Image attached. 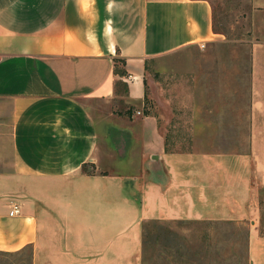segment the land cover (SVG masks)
Segmentation results:
<instances>
[{
	"label": "crops",
	"instance_id": "crops-1",
	"mask_svg": "<svg viewBox=\"0 0 264 264\" xmlns=\"http://www.w3.org/2000/svg\"><path fill=\"white\" fill-rule=\"evenodd\" d=\"M223 41L212 0H0V250L142 264L154 223L252 227L263 49ZM150 61L188 97L149 111Z\"/></svg>",
	"mask_w": 264,
	"mask_h": 264
},
{
	"label": "rangeland",
	"instance_id": "rangeland-1",
	"mask_svg": "<svg viewBox=\"0 0 264 264\" xmlns=\"http://www.w3.org/2000/svg\"><path fill=\"white\" fill-rule=\"evenodd\" d=\"M212 1L215 28L224 36V41L214 46L243 53L231 57L239 65L249 63L251 48L263 49L259 58L261 79L264 80V0ZM166 63H149V86L154 88L153 97L157 95L158 98L156 107L154 98H148L147 106L151 112L165 102L164 96L169 100L182 91L184 97H188L191 78L187 74L163 71ZM180 81L182 84L178 83ZM261 139L259 149L264 160V135ZM253 180V201L257 208L253 210L252 227L250 221L218 225L184 222L164 226L154 223L151 227H144L142 264H264V181L256 175ZM0 264H35L34 250L32 247L17 252L0 250Z\"/></svg>",
	"mask_w": 264,
	"mask_h": 264
},
{
	"label": "built area",
	"instance_id": "built-area-1",
	"mask_svg": "<svg viewBox=\"0 0 264 264\" xmlns=\"http://www.w3.org/2000/svg\"><path fill=\"white\" fill-rule=\"evenodd\" d=\"M19 211H20L19 206L18 205H14L12 210L10 211V214L14 215V214L18 213Z\"/></svg>",
	"mask_w": 264,
	"mask_h": 264
},
{
	"label": "trees",
	"instance_id": "trees-1",
	"mask_svg": "<svg viewBox=\"0 0 264 264\" xmlns=\"http://www.w3.org/2000/svg\"><path fill=\"white\" fill-rule=\"evenodd\" d=\"M124 64H125V61H124ZM119 72H120V73H121V75H123V76L127 74V72H126V70H125V69H124V70H120V69H119Z\"/></svg>",
	"mask_w": 264,
	"mask_h": 264
}]
</instances>
